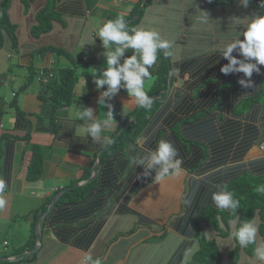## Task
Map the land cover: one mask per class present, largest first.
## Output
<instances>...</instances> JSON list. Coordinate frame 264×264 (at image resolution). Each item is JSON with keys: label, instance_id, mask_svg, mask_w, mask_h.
<instances>
[{"label": "crops", "instance_id": "0c3cea01", "mask_svg": "<svg viewBox=\"0 0 264 264\" xmlns=\"http://www.w3.org/2000/svg\"><path fill=\"white\" fill-rule=\"evenodd\" d=\"M139 1L58 0L51 30L36 38L31 36L30 29L46 0L9 2L7 15L15 27L16 44L13 45L6 31L2 33L0 178L7 186L0 194L6 201L0 206V258L19 257L31 250L23 245L30 238L34 213L37 219L43 215L38 225L41 235L38 250L10 264H82L84 254L89 251L103 264H184V256H178L177 243L180 241L181 247L185 243L196 246L192 221L206 205L191 199L195 185L217 191L219 185H227L238 176L264 174L261 148L264 100L239 111L247 88L237 82L239 72L228 75L220 72L228 63L221 57L223 44L237 35L234 27L243 30L232 19L260 13L240 6L239 0L229 6H214L210 0H150L145 8L143 5L138 26L158 30L174 41V56L164 57L171 88L163 102H159V108L170 109L175 104V125L179 124L163 128L166 137L151 128L136 139L126 134L117 146H112L113 141L97 144L91 137L78 136L76 126L82 121L78 119L77 108H92L93 116L101 121L107 118L108 111L97 103L106 86L97 88L92 77L93 68L99 75L106 67V50L98 38L93 45L83 47L81 40L85 33L95 37L97 28L109 16L128 15ZM198 11L208 14V24L197 21ZM41 47H56L64 52L46 51L39 56L35 51ZM66 53L77 66L67 59ZM232 55L242 59L236 51ZM159 61L157 57L151 80L145 82L146 91L153 85ZM30 65L36 71V81L33 79L21 91ZM67 67L77 70L71 103L52 114L50 105L38 97L42 91L41 69L53 73L57 68ZM262 73L264 66H260L259 74L252 76L261 77ZM251 80L257 92L261 81ZM261 88L264 90V86ZM232 91L237 93L236 97L226 100L225 94L235 95ZM162 92L156 95L160 101L164 97ZM183 98L190 105L187 114L182 113L186 110L182 108ZM103 99L105 104L112 105L115 127L104 132L112 140L120 127L133 119L129 116L137 106L127 104L131 98L124 88L111 100ZM178 106L182 114L177 115ZM205 110H212L211 114L180 123L183 118H192ZM168 113L163 114L162 120ZM168 137H174L173 144L183 159L184 171L157 182L154 173L144 176L143 167H135L132 160L155 149L160 139ZM34 149L40 151L42 173L37 180L28 181L27 167ZM94 163L98 165L96 178L78 187L91 184L83 196L77 202L59 201V197L47 212L49 203L63 189L91 177ZM254 219L258 223V236L264 237L259 233L258 216ZM177 223H186L190 230L175 227ZM200 228L216 245L217 237L228 236L221 234L226 232L228 224L222 229L218 220L215 228L203 222ZM217 247L221 253L219 264H249L254 258V246L251 252L239 246L235 263L230 254L236 243Z\"/></svg>", "mask_w": 264, "mask_h": 264}, {"label": "clouds", "instance_id": "9594fccd", "mask_svg": "<svg viewBox=\"0 0 264 264\" xmlns=\"http://www.w3.org/2000/svg\"><path fill=\"white\" fill-rule=\"evenodd\" d=\"M249 3L250 0H239L242 7H247ZM259 7L264 9V0H260ZM198 12L200 15L196 17L197 21L201 24H208L210 21L208 14L202 11ZM232 20L236 26H242L243 30L237 31L234 27L233 31L237 35L223 44L221 57L228 63L220 68V72L224 75L235 72L242 73L245 79L239 80L238 83L244 88H252L253 84L250 79L252 74H259L260 66H264V13ZM97 38L106 50L104 52L106 67L99 75H97V69L93 68L92 77L97 88L106 86V90L97 103L108 108V111L105 112L107 118L102 121L97 120L96 116H93L92 108H77L78 119L82 121V124L76 127L80 137H91L92 142L97 144H111V138L104 135V132L105 129L115 127V121L112 105L105 104L103 98L111 100L121 88H124L131 98L127 104L134 103L140 108L151 109L153 98L146 91L145 82L151 80V69L157 62L158 53L163 51L168 57L174 56V41L162 36L155 29L138 26L129 30L122 16L107 20L99 26L95 37L90 33H85L81 40L82 47L93 45ZM129 49L133 52L131 55H126ZM234 51L242 59L234 57L232 55ZM122 58L123 62L121 63ZM49 74L52 75L51 72ZM132 163L135 167H143L144 176L154 173V179L157 182L179 176L184 171L183 159L180 158L175 145L167 139H160L155 149H150L143 155L134 157ZM6 186V181L0 178V194L4 193ZM256 192L264 194V185H258ZM211 198L217 209L230 212L232 217L228 221L227 229H225L221 217L216 218L220 221V227L228 231L226 238L217 237V245L229 247L238 243L241 248L254 246V258L249 264H264V237L258 236L257 221L254 218L241 221V217L236 214L241 207L240 201L234 198V193L227 190L226 185H219L218 190L212 193ZM5 203L6 201L0 198V206ZM197 250L194 245L185 252L184 264H189L192 255ZM82 264H103V261L100 258H94L89 251L84 254Z\"/></svg>", "mask_w": 264, "mask_h": 264}, {"label": "trees", "instance_id": "16d2710c", "mask_svg": "<svg viewBox=\"0 0 264 264\" xmlns=\"http://www.w3.org/2000/svg\"><path fill=\"white\" fill-rule=\"evenodd\" d=\"M58 0H46L45 7L40 10L36 15V23L31 27L30 34L32 37L36 38L39 37L41 34H44L46 32H49L51 30V24L52 21L57 17V12L55 11V5ZM150 0H146L144 4L145 6L149 3ZM234 0H210V4L214 6H224V5H231ZM9 2L10 0H0V45L2 44V33L6 31L9 36L13 39V45L15 46V40H14V30L15 27L13 24L10 23V20L8 19L7 11L9 8ZM141 0L139 3L133 8L134 10L131 11L128 15L123 16L124 20L127 21L131 19L134 16H138V18L130 23H127V27L129 30L132 28H135L138 26L140 16L143 13L144 8L139 10ZM259 3V4H257ZM260 0H250L248 8L258 11L260 13H263L261 11L262 8L259 7ZM116 16L112 15L109 16L107 20L115 19ZM106 20V21H107ZM105 21V22H106ZM46 51L54 52V53H63L61 49H58L56 47H41L35 51V53H38L39 56H41ZM133 50H128L126 55L131 53ZM67 54V53H66ZM35 55V54H34ZM67 59L73 64V66H77L76 62L70 58V56L66 55ZM158 57L160 59L158 65H157V71H156V77L154 79L153 85L149 88L147 91L148 94L151 95H158L160 92L164 91L167 86V78H168V64H167V57L163 54L161 51L158 53ZM165 57V58H164ZM46 69H41V76H40V85L42 87V91L38 94V97L40 100L47 102L51 109L52 114L54 111L58 108L67 107L71 103L72 99V90L73 86L76 81V75L73 67H67V68H57L56 70H53L52 75L49 77L48 71H45ZM49 70V69H48ZM51 70V69H50ZM36 71L32 67V65L28 68L27 77L25 80V83L22 85L20 90H26V88L29 86L31 81L35 78ZM253 75V74H252ZM251 78H259L260 88L258 87L257 92H255L256 87L254 86L255 82H253L252 88H247L243 94H245V98L242 99V104L239 109V111L243 110V108H246V106H249L251 103L255 101L263 102L264 100V73H262L261 77H255L252 76ZM250 78V79H251ZM241 79H245L242 73H239L237 76V82ZM233 92V91H232ZM231 92V93H232ZM234 94H228L224 97H226V100H232L234 97H236L237 93L233 92ZM162 95L164 93L162 92ZM220 95H217V98H219ZM159 102H153L151 109H145L142 108L138 110V106L133 110L131 115L129 117L135 118L134 123L131 126H128L125 131H123L115 141H113L112 146H117L118 141H121V139L124 138V136L127 134L129 136H132V138L136 139L139 137L144 130L147 128H151V130H156L157 134L165 136L166 133L164 132L163 128L175 125L177 121V117L175 115V104L172 106L173 108L163 107L159 108ZM182 108L186 110H182L183 114H187L190 111V105L185 102V99L183 98L182 101ZM169 111L167 116L162 120L163 114ZM210 111L212 110H205L200 111L192 116V118H183L180 123H186V122H192L196 119L206 117L207 114H211ZM177 115L182 114L181 108L178 106L177 109ZM179 124V123H178ZM176 124V125H178ZM175 125V126H176ZM171 131L173 134H175L174 129L172 128ZM166 137V136H165ZM172 143L174 142V137H168L167 138ZM151 144L153 142L151 141ZM42 173V157L40 155L39 150H35L32 153V156L29 160L28 167H27V180L28 181H35L37 180ZM91 184L85 185L83 187L77 188V189H71L63 193L62 196H60L59 201L67 200L71 202H77L84 194V191L87 187H90ZM258 185H264V174L258 177H254L251 175H242L238 176L232 181H230L226 186L227 190L232 191L234 193V198L238 199L240 201V209L237 210V215L241 217V221L244 219H251L254 218V216H258L260 225H259V233L261 235H264V194H260L256 192V188ZM194 193L191 196V199H196V202L199 201V204L202 203L205 205L201 211L197 213L195 216V219L192 221V227L191 231H193L195 243L197 247V251L192 255L191 260L189 264H219L221 261V253L215 244L213 240L207 239L201 228L200 223L203 222L207 226L210 227H216L217 226V217H221L223 223L225 225L228 224V221L232 218L231 213L228 211H220L217 209L212 201V193L214 191L210 190L209 188H204V186H199L198 184L194 187ZM195 202V203H196ZM45 209V208H43ZM37 220V214L34 213L33 221L31 222V235L29 240L23 245L26 246V248L31 249L34 246L35 243V234H34V225ZM175 227H179L182 230H190V227L186 226V223L176 224ZM223 235H228V232L221 233ZM175 242V241H174ZM183 244V243H182ZM178 246H180V250L178 252V256H181L185 254V252L192 248L194 245L190 243L186 246L181 247V242L179 241L177 243ZM252 246L250 245L247 248V252H251ZM239 250V244L236 243V247L231 251L230 257L232 258V263H235L237 260V254ZM22 251L18 254H21ZM0 264H10L8 262H0Z\"/></svg>", "mask_w": 264, "mask_h": 264}, {"label": "water", "instance_id": "95a60500", "mask_svg": "<svg viewBox=\"0 0 264 264\" xmlns=\"http://www.w3.org/2000/svg\"><path fill=\"white\" fill-rule=\"evenodd\" d=\"M144 3H145V0H142L141 7L143 6ZM141 7H140V8H141ZM137 18H138V16H135V17H133L131 20L127 21V23L132 22V21L136 20ZM171 83H172V81H171V79L168 77V78H167V86H166V89L164 90L165 97L168 95V92H169V90H170V88H171ZM150 97L153 98V101L155 100V96H150ZM165 97H164V98H165ZM139 109H141V108L139 107ZM134 121H135V118H133V119H132L131 121H129V122H126V123L121 127L120 131H119V132L113 137L112 141L115 140V138L118 136V134H120L124 129H126V127H128V126H130L132 123H134ZM97 171H98V165H97V163H94V165H93V173H92L91 177H90L88 180H86L85 182L77 183V184H74V185H72V186H70V187H66L65 189H63V191L60 192V193H58V194L52 199V201L49 203V207L47 208V212L53 207L54 203L57 201V199H58V198H59L64 192L68 191L69 189L78 188L79 186H82V185H84V184H88V183L92 182V181L96 178ZM43 214H44V213H43ZM42 218H43V215H40V216L38 217L37 222H36V225H35V231H34V233H35V237H36V243H35L34 247H33L31 250H29V251L23 253V254H22L21 256H19V257H15V258H5V257H3V258H0V262H5V261H6V262H16V261H21V260L26 259V258H28L29 256L33 255V254L38 250V247L41 245V235H40V232H39L38 225H39L40 221L42 220Z\"/></svg>", "mask_w": 264, "mask_h": 264}, {"label": "bare ground", "instance_id": "6f19581e", "mask_svg": "<svg viewBox=\"0 0 264 264\" xmlns=\"http://www.w3.org/2000/svg\"><path fill=\"white\" fill-rule=\"evenodd\" d=\"M145 1H146V0H145ZM141 3H142V1H141ZM143 5H144V4H143ZM140 7H141V5H140ZM140 7H139V9L141 10L142 7H141V8H140ZM134 17H135V16H134ZM132 18H133V17H132ZM132 18H131V19H132ZM131 19H130V20H131ZM127 21H129V20H127ZM127 21H126V23H127ZM129 23H130V22H129ZM162 52H163V51H162ZM163 54H164V52H163ZM164 55H165V54H164ZM165 57H167V55H165ZM40 75H41V74H40ZM151 96H155V100H154L153 102H160V103H161V102H163V100H164L165 93H164V97H163L162 101L158 100V98L156 97V95H151ZM141 109H142V108H141ZM138 110H140L139 107H138ZM132 124H133V123H132ZM121 127H122V126H121ZM121 127H120V129H121ZM126 128H127V127H126ZM120 129L117 131V133L120 131ZM124 130H125V129H124ZM124 130H123V131H124ZM123 131H122V132H123ZM122 132H121V133H122ZM117 133H116V134H117ZM121 133H120V134H121ZM116 134H115V135H116ZM120 134H118V136H119ZM115 135H114V136H115ZM114 136H113V137H114ZM118 136H117V137H118ZM113 137H112V139H113ZM117 137H116V138H117ZM116 138H115V140H116ZM115 140H113V141H115ZM263 141H264V140H263ZM262 143H263V142H262ZM108 147H109V146H108ZM106 148H107V147H106ZM261 148H262V145H261ZM262 150H263V149H262ZM263 152H264V151H263ZM73 189H74V188H73ZM69 190H70V189H69ZM57 200H58V199H57Z\"/></svg>", "mask_w": 264, "mask_h": 264}, {"label": "built area", "instance_id": "2783aa9c", "mask_svg": "<svg viewBox=\"0 0 264 264\" xmlns=\"http://www.w3.org/2000/svg\"><path fill=\"white\" fill-rule=\"evenodd\" d=\"M51 76V74H49V77ZM262 149H263V151H264V141H263V143H262Z\"/></svg>", "mask_w": 264, "mask_h": 264}, {"label": "rangeland", "instance_id": "374dc122", "mask_svg": "<svg viewBox=\"0 0 264 264\" xmlns=\"http://www.w3.org/2000/svg\"><path fill=\"white\" fill-rule=\"evenodd\" d=\"M74 69V68H73ZM75 70V69H74ZM77 70H75V72H76ZM34 81H36V79H34Z\"/></svg>", "mask_w": 264, "mask_h": 264}]
</instances>
